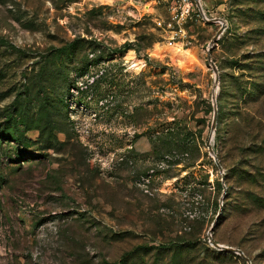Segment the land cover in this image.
Listing matches in <instances>:
<instances>
[{
    "label": "rangeland",
    "instance_id": "rangeland-1",
    "mask_svg": "<svg viewBox=\"0 0 264 264\" xmlns=\"http://www.w3.org/2000/svg\"><path fill=\"white\" fill-rule=\"evenodd\" d=\"M200 2L0 0V264H264V0Z\"/></svg>",
    "mask_w": 264,
    "mask_h": 264
},
{
    "label": "water",
    "instance_id": "water-1",
    "mask_svg": "<svg viewBox=\"0 0 264 264\" xmlns=\"http://www.w3.org/2000/svg\"><path fill=\"white\" fill-rule=\"evenodd\" d=\"M195 2H196V5H197V7H198L200 13L203 15V17H204L207 21H210V22H213V23H218V22H219L218 20H208V19L206 18V13H205V11H204V9H203V6H202L200 0H195ZM225 28H226V27L223 26V27L219 30V32L217 33V35L214 37L213 41L211 42V44H210V48H209V49H212V48L217 44V42H218L220 36H221V35L223 34V32L225 31ZM208 51H209L208 61H209V63H210V66H211L212 69L217 70L216 64H215V63L213 62V60H212V56H211V54H210V50H208ZM215 82H216V85H218V83H219V79H218V75H217V73H216V77H215ZM213 98L216 100V93H214ZM217 117H218V109H217V105L215 104L214 121H213V130L215 129V126H216V124H217ZM210 151L212 152V149H210ZM212 244H213V246H215V247H217V248H220V249H223V250H226V251H233V250H231V249L221 247V246L217 245V244H216L215 242H213V241H212ZM236 252H237L238 255H240V256H241V257L247 262V264H252V263H251V260H250V259H249V258H248V257L242 252V251L237 250Z\"/></svg>",
    "mask_w": 264,
    "mask_h": 264
},
{
    "label": "built area",
    "instance_id": "built-area-1",
    "mask_svg": "<svg viewBox=\"0 0 264 264\" xmlns=\"http://www.w3.org/2000/svg\"><path fill=\"white\" fill-rule=\"evenodd\" d=\"M172 15L178 23L192 19L195 14H200L195 0H173Z\"/></svg>",
    "mask_w": 264,
    "mask_h": 264
}]
</instances>
